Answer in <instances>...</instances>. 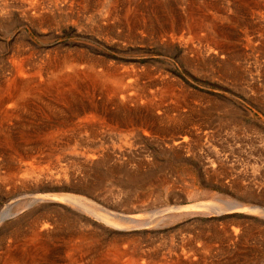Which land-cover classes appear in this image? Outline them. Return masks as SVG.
<instances>
[{
	"label": "rangeland",
	"instance_id": "rangeland-1",
	"mask_svg": "<svg viewBox=\"0 0 264 264\" xmlns=\"http://www.w3.org/2000/svg\"><path fill=\"white\" fill-rule=\"evenodd\" d=\"M18 1L7 0L6 3L10 4V6H9L10 8L8 7L9 12H6L7 14L6 13H4V14L0 13V67H4V65L7 67H10L9 62L11 61L12 51L15 50L16 47H22V48H25L27 50V52L29 50V53L32 51L31 54L34 57H38V58H39V56L44 55V54H47V55L51 54V55H56V56L57 55L63 56L66 54L80 56L81 54H84L85 56L81 55L80 57L81 58L83 57V58H86L89 60H91V59L95 60V57H96L97 58L95 60L96 65L94 67L98 72L103 71L104 67H108L110 70L116 69L115 71H117V74L113 75V77H112V76L106 75L105 72H104V74H103V72H101V74H103V75H101V78L91 79L89 77L88 78L83 77V78H80L81 81H78L79 83L78 82L74 83L73 88L70 86V88L73 90V92H74V89H75V91L78 92V93L76 92L77 94L74 93V95L72 96V98H74L75 100L77 99L78 101L76 100L71 107L69 104H67L65 107H62L61 110H58L59 112H57L56 110L54 112H52L53 109H50V110H52V111H50L51 114H53L55 116L57 115V118L59 117L60 121L59 120H57V121H59L58 123H60V124L55 123L54 122L55 119H53V118L51 119L53 122L50 121L49 119H48V121H46L47 120L45 117L46 111H43L42 113H40L41 114L40 117L35 118L36 120L32 119V121H35V122H37V124H39L38 128H40V129L35 132V134L37 136H42V135L46 136V135H50V134H57L60 137V141L57 142V145H55V146L59 147V149H60L59 151H56L53 149L48 150L47 145L42 146L40 143H36L38 145H41L42 148L45 147L42 149L43 151H45L47 149L44 152L45 155H47V156H45L47 159L44 158V161L39 162V163L34 162V164L38 165V167L40 168L39 172H41L42 175L46 174L45 176L51 175L53 177L56 176V174H59V176L65 175V176H67V177H65V178H67V180H66L67 182L64 181V178H63L59 185L57 183H55V184H53L52 188H43L41 186L36 187V186H33L32 184H28V183H26V184L23 183V185H25V186H23L21 184V182L20 183L18 182L20 180H17L18 183L17 182L14 183V185H13L14 188H13V186L11 185L13 183L10 184V183L4 182L6 184L5 185L4 183H2L0 181V211H1L0 215L1 216L3 215L0 218V236H3V235L6 236L7 234L9 235L10 234L9 232H11V231H9L10 228L14 229L18 223L22 224L24 222V219L26 217H28V216H24V214H23L24 212L28 211L27 209H33L34 208V210H33L34 213L36 211L38 212L41 210L42 211L45 210L44 212H48L47 210L51 211V209H52V211H53V209L55 210L56 207L63 206V208L60 211L69 212V209L71 207L70 205H61L58 202H48V200L42 199L41 205H38V204H32L31 206L30 205H24L20 209L21 204H25V202H26V204H28L31 202L32 197L30 195L28 196L27 194L32 195V193H34V192H42V191H50L51 193H62V192H70L71 194L81 193L80 190L82 191V188L80 186V182H83L84 180L90 181L91 179L94 180L93 182H98L97 180H95V179H98L99 185H101L98 187L99 193L100 194L102 193V195H100L99 197L101 198V196H103L104 200L101 202H98L99 206H101V207L111 206L110 207L111 210H114L117 213H120V212L128 213V211L131 210L132 208H130V206L128 207V203H124L126 205L125 206L121 202V199L123 198L124 195L126 197V194L121 193L120 198H118L119 199V201H118V199H116V196L114 195V193L111 192L112 189L110 190V188H113L117 184L124 182L126 184V186H130V188L133 191L143 190L144 188L140 187L141 178L143 181V180H145L144 179L145 175H146V177L147 176L152 177L155 173L156 174L158 173V174L157 175L155 174L153 176L154 178L164 176L165 178H167V180L170 179V180H168V183H170V187H171V188L169 187L170 189L168 188L167 190H165V189H162L163 187H160V185L153 183L149 187L150 189L148 188V190L150 192H152L148 197L149 201H151V203H152V201H154L153 204L158 205L155 208L160 207V206H167V205H177V206L179 205L180 207H185L187 205H191V204H194L196 202H205V201L209 200L210 198H214V196H216V195H225V196L227 195V197L234 199L236 201V205L239 207H241L243 205H249V203H256V202L257 203L263 202V204H264V197H263L264 196V194H263V192H264V149H263V147H264V103H263V101H264V88H263L264 85H262V84H264V77H263L264 76V73H263L264 72V69H263L264 68V52H263L264 51V44H263L264 43V36H263L264 35V17H263L264 16V6L260 5V3L264 2V0H261V1L260 0H248V1L247 0H235L237 2V4L234 0H217V1L216 0L215 1L214 0H169V2H168V0L167 1L166 0H162V1L161 0H144V1L142 0V2H141V0H137L136 2H135V0L134 1L131 0L132 2L130 0H118L117 2H116V0H104V1H102V0H95V1L94 0H84V1L83 0H70V1H73L72 5L70 7L66 6L65 4L63 6H60L58 4L55 5L54 1L50 0L51 5H49V6L51 9L48 10L45 7V10H47V12H46V14L43 15V17L40 20L33 18V17H31V15H28V14L22 15L21 12L19 11V8H16L13 5V3H15V4L22 3V1H20V0H18ZM28 1L29 0H23V3L25 2V5L28 6L29 5ZM32 1H35V3L36 2L41 3L42 0H32ZM112 1H114V2H112ZM212 1H214L217 6L215 4H213L214 2H212ZM238 1H240L241 4ZM242 1H243V3H242ZM42 2L47 3L46 0H43ZM74 2H76V3H74ZM90 2H92V3H90ZM140 2L142 4L144 3L145 6L142 5ZM121 3L123 6L121 5ZM124 3L126 4L125 6H124ZM118 4H119V6H118ZM132 4H134V5H132ZM183 4H184V7H183ZM128 5H129V9L127 11L126 8L128 7ZM136 5H138L139 7ZM198 5H199V7H198ZM211 5H212V7H211ZM243 5H244V8H242ZM80 6H81V8H80ZM151 6H153V7H151ZM162 6H164V7H162ZM78 7L80 9H78ZM92 7H94V8L92 9ZM111 7H114V8H111ZM132 7H134L136 10ZM141 7H142V9H141ZM145 7H146V9H145ZM231 7H232V9H231ZM12 8L14 11L12 10ZM87 8H89V9H87ZM115 8H118V9H115ZM119 8H120V10H119ZM138 8H139V10H138ZM147 8H149V9H147ZM175 8H177V9H175ZM178 8H180V9H178ZM193 8H195L194 12L192 11ZM219 8H220V10H219ZM131 9H133V10H131ZM174 9H175V11H174ZM236 9H238V10L235 11ZM97 10H99V11H97ZM101 10H103V11H101ZM118 10H119V12H118ZM145 10H146V12H145ZM157 10L159 12H157ZM196 10H198V11H196ZM199 10H200V13H199ZM135 11L136 12L139 11V12L136 13ZM255 11H256V13H255ZM257 11H258V13H257ZM100 12H101V14H100ZM106 12H108V13H106ZM110 12H111V14H110ZM185 12L191 13L193 16H196V18L197 17H203V15H205L207 17V19L213 18L212 21H214V24H216L215 26L218 29H219V27L222 29L226 28V29H224L225 31L222 29L221 30L219 29V31L222 32L221 35L220 34L218 35L219 42L221 43V46H222L221 50H219L215 53H212V52L208 51L206 49V47L204 46L206 44L205 43L206 42V40H205L206 36H204V35H206L208 28H205L204 26H202V27L200 26L197 29H192V28H188L187 25L181 23V21H184L186 19V17L188 18V13L186 14ZM235 12H237V13H235ZM246 12H247V14H246ZM170 13H171V15H170ZM248 13H250V14H248ZM5 14H6V16H5ZM126 14H127V17H126ZM138 14L141 15L142 17L145 14H147L146 16H148V18L150 16L151 17H150V19H148L146 16H144L142 18V17H139ZM206 14H208L209 16ZM225 14H227V15H225ZM233 14H235V15L232 16ZM257 14H259V15H257ZM159 15H160V17H159ZM251 15H253L254 17ZM240 16H241V18H240ZM255 16H257V18ZM83 17H84V19H83ZM105 17H106V20L104 19ZM116 17L118 19V22H116V19H115ZM118 17L119 18L122 17L121 21L122 20L123 21L121 22ZM135 17H136V19H135ZM167 17H169V19L174 20V24L176 21L180 22V24H178L176 22V25L177 24L178 25L176 26L177 28L176 27L173 28V31L167 29V33L172 34L171 35L172 38L169 41H167L168 43H166V41L163 40L162 37H159L158 33L156 34V30L154 31V28L152 29V27H154V26L156 27L157 25H161L163 27V25H165V23H166L165 20L167 19ZM208 17H210V18H208ZM7 18H9V19L7 20ZM88 18H90V19H88ZM107 18L108 19L110 18L111 20L110 19L108 20ZM158 18L160 20H158ZM253 18H255V19H253ZM46 19H48V20H46ZM93 19H95V20H93ZM146 19H148V20H146ZM153 19H155V20H153ZM198 19L199 18H197V20ZM113 20L116 23L113 22ZM256 20H257V23H256ZM29 21H31V22H29ZM96 21H97V23H96ZM103 21H105V22L107 21V22L105 23ZM112 22H113V24H112ZM149 22H151V23H149ZM125 23H126V25H124ZM131 23H132V26L130 25ZM217 24H219V25L221 24V25L219 26ZM34 25H36V26H34ZM112 25H113V27H112ZM32 26H34V27H32ZM51 26H53V27H51ZM110 26H111V28H109ZM126 26H128V27H126ZM161 26H159V27H161ZM100 27H101V29H100ZM106 28H108V29H106ZM128 28H130V29H128ZM145 29H147L148 31L146 30V32H144ZM118 30L120 32L121 31L122 32L119 33ZM137 31L139 34L137 33ZM128 32L130 34H128ZM183 32L185 35L183 34ZM196 32H197V35H196ZM200 34H201V36H200ZM198 35L200 38L198 37ZM195 37H197L198 39ZM203 37H204V39H203ZM250 37H252V38H250ZM108 38L109 39L111 38V39L109 40ZM191 38H192V40H191ZM112 39H113V41H112ZM127 39H128V41H127ZM262 40H263V43L261 42ZM170 41H171V43H170ZM177 44L178 45L180 44V45L178 46ZM253 45L254 46L256 45V46L253 47ZM259 46L262 49L261 48L259 49ZM251 47H252V49H251ZM76 48H78V51ZM196 49H198L200 51L194 52V50H196ZM66 50H67V52H66ZM72 50H73V52H72ZM186 50H189V51H186ZM192 50H193V52H192ZM227 51H229V53ZM57 52H58V54H57ZM81 52H83V53H81ZM42 53H44V54H42ZM93 53H94V55H93ZM194 53H197L198 55L194 54ZM203 54L205 57L203 56ZM193 55H196V56H193ZM231 55H234V56H231ZM184 56H185V58H183ZM226 57H228V58H226ZM258 57L260 59H258ZM102 59L104 62L102 61ZM198 59H199V62H198ZM257 61H258V63H257ZM111 63H112L113 68L111 67ZM250 65H251V67H250ZM258 66H260L262 68H259ZM133 68H134V70H133ZM215 70L217 71V73L215 72ZM239 70H242L243 72L239 71ZM128 71L130 72V75H128V74L126 75V73ZM137 72H139V73H137ZM229 72L232 74H229ZM239 73H240V75H239ZM143 74H145V75H143ZM132 75H134V76H132ZM139 75H141L140 76L141 78L139 77ZM146 76H148V77L145 78ZM170 79H171V81H170ZM125 80H127V81L129 80V82H126ZM146 80L148 82H146ZM166 80H168V81H166ZM93 81H95V82H93ZM136 81H138V82H136ZM91 82H92V84H91ZM156 82H159V83H156ZM164 82H165V84H163ZM244 82H246V83L244 84ZM82 83H83V85L85 84L84 85L85 87L82 85ZM86 83H88V86L86 85ZM138 83H139V85H138ZM154 83H155V85H154ZM247 83H248V85H247ZM140 84H142V85H140ZM86 86L88 88H86ZM90 86H92V87L90 88ZM110 86H114L118 89H116L115 91L112 92L111 88H109ZM182 86H183V89H182ZM96 87H98V88H96ZM137 87H139V88L141 87L140 88L141 90ZM142 87H145V88H142ZM159 87H161V88H159ZM126 88H127V90H126ZM156 88H158V89H156ZM246 88H248L249 90ZM123 89H124V91H123ZM175 89H177L176 90L177 92L175 91ZM250 89L253 91H250ZM148 90L149 91L152 90V91H150V93H148ZM162 90H165L164 91L165 94L163 96L160 93H158V91H162ZM166 90H168V91H166ZM86 91L89 93H87ZM136 91H138V92H136ZM247 91H249V92H247ZM171 92H172V94H171ZM86 93H87V95H86ZM122 93L123 94L127 93L128 95L127 94L123 95ZM148 94L149 95L151 94V95L148 96ZM173 94H174V97L177 96L176 99L173 97ZM117 95H118V97H117ZM99 96H100V99L98 98ZM132 96H133V98H129ZM142 96L144 97V99L141 98ZM179 96H180V98H178ZM79 97L83 98V99H81V101H80ZM161 97H163V98H161ZM119 98L123 101L121 102ZM155 98H157V99H155ZM167 98H168V100H167ZM98 99L100 102L98 101ZM131 99H132V101H131ZM162 99H164V100H162ZM186 100H188V102ZM258 100H260V101H258ZM139 101L141 102V106H139L140 105ZM164 101H165L166 105H170V104L172 105L173 104L172 108L170 107L171 105L169 107H167L166 105L164 106V104H165ZM77 102H78V104H77ZM102 102L106 103V105H108V104L109 105L106 106ZM150 102L157 103L158 105H156V106H158V107L157 108L155 107L156 109L151 108ZM161 102H163V103H161ZM87 104H88V107L86 106ZM121 104H123V105H121ZM125 104L127 105L126 108L123 107V106H125ZM181 104L184 107L180 106ZM162 105H163V107H161ZM174 105H176V106H174ZM189 105H191V106H189ZM67 106H69V107H67ZM85 106H86V108H85ZM91 106H92L93 110H92V108H90ZM114 106H115V108H114ZM120 106H122V107H120ZM130 106H132V107H130ZM138 106H139V108H137ZM111 107H113V108H111ZM118 107H119V109H118ZM140 107H141V109H140ZM146 107H148V108H146ZM181 107H183V108H181ZM72 108H73V110H72ZM109 108H111V110ZM178 108L179 109L181 108V109L179 110ZM186 108H188V109H186ZM95 110H96V112H94ZM123 110H124V112H123ZM175 110H177V112ZM189 110H191V111H189ZM61 111H62V113H60ZM66 111H68V112H66ZM121 111H122V114H121ZM159 111H161V112L163 111L162 115L164 114L167 117H165V119H164V115L162 116ZM110 112H113V113H110ZM127 112L129 114H131L132 116L131 115L129 116V114ZM166 112L168 113V115ZM176 113H179V115ZM233 113H234V115H233ZM235 113H237V114H235ZM149 114H151V115L148 116ZM66 115L67 116L69 115L70 117L69 116L67 117ZM126 115H128L127 116L128 120L123 121L121 118H125ZM144 115H146L144 118L147 120V121L145 120L146 123L144 121L138 122V120L143 119ZM174 115H176L177 117ZM23 116H24V119L25 118H26V120L29 119V114L25 110L23 111ZM61 116H63V117H61ZM107 116H109V117H107ZM110 116H112L113 119L110 118ZM185 116H186V119H185ZM241 116H243V117H241ZM60 117L62 119H60ZM114 117H116V119H114ZM175 117H176V119H175ZM220 117H222V118H220ZM133 118H134V120H132ZM162 118H163V120H162ZM154 119H155V122H154ZM156 119L159 122L156 121ZM171 120H173V123ZM227 120H229V121H227ZM233 120L237 121L236 122L237 125H236V123L233 122ZM174 121L175 122L177 121V122L175 123ZM240 121L243 123H241ZM22 122H25V121H22ZM126 122H129V123H126ZM224 122H225V124H224ZM4 123L7 124L8 129L11 130V132L12 131L15 132L16 130H19V128H17V127L15 128V126L12 125L11 120L4 121ZM44 123H45V125H44ZM48 123L49 124L51 123V125H48ZM142 123H144V124H142ZM186 123H188V124H186ZM232 123H233V125H232ZM74 124L76 127L74 126ZM146 124H148V125H146ZM195 124H196V126H195ZM61 125L62 126L64 125V126L62 127ZM87 125H89V126H87ZM238 125H239V127H238ZM244 125H245V127H244ZM249 125H251L252 127ZM17 126H18V124H17ZM246 128H247V130H246ZM25 129L27 131L28 130L31 131L27 124L25 126H23L24 131H25ZM91 130H94V131H91ZM155 130H157V133ZM148 131L151 132L150 135H147ZM67 133H68V135H67ZM71 133L73 136L71 135ZM91 133H92V135H91ZM87 134H89V135H87ZM97 135H99V136H97ZM241 136L243 139L241 138ZM78 137H80V140H78L79 139ZM61 138H62L63 143L61 141ZM73 138L76 141H80L79 146L81 148L78 146L80 149H85V148L86 149L87 148L88 149H94V150H98L99 152H101L103 154L101 156H99L101 158H99L98 160H97V158L93 159L92 160L93 163L91 161H89L88 163H84L83 164L84 166L82 165V163L76 164V166H78V167H76L75 165H74L75 167L71 166V165L66 166V169L68 171L65 170V172H61L58 170L61 168H58V167L65 168V166H62V165L66 164V161L61 160L62 161L61 162L59 159H57L55 157L58 154H59L58 156L66 154V151L68 149L66 145L68 144V141L70 139H73ZM169 138H171L170 141H169ZM179 138H184V139L186 138V139L182 142V145H180V146L174 145L173 146L171 142L175 141L174 139L177 140ZM238 138L240 139L239 141H238ZM32 139L33 138H31V140ZM95 139H96V141L94 142ZM65 140L67 141L66 145H64ZM81 140L83 143H81ZM90 142H92L91 145H90ZM127 142L130 143L131 149H132V150H130L131 152H129L130 154L127 153L128 156L123 155V156L115 157V156L107 153V152L112 150V148L110 149V147H114V145L115 146H120V145L124 146L123 144L127 143ZM169 142L171 143L172 146L170 145ZM36 144L34 142L25 143V145H23L24 147L22 149H19L18 151H16L17 154L13 155L14 156L13 160H9L8 163L14 165L13 161L15 163L17 162L18 164L17 165L15 164L14 169L17 166L19 167L20 170L22 168H24L25 165L27 164V161H29V159H26V157L23 154L24 153L23 151L28 150L30 153L32 152V154H34V152L37 150ZM252 144L254 147H252ZM254 144H256L257 146ZM236 146H238V147L240 146V148H237ZM63 147H64V149H63ZM97 148H99V149H97ZM34 149H35V151H34ZM242 149H243V151H241ZM252 149L253 150L255 149V151L253 152ZM100 150H102V151H100ZM248 150L251 152L248 153ZM60 152H62V153H60ZM242 153H244V154H242ZM105 155H107V156H105ZM102 156H105V157L102 158ZM108 156L111 158L109 159ZM112 156L116 159H114ZM247 156L249 158H247ZM243 157H244V159H243ZM52 158L53 159L55 158L54 161ZM105 158H106V160H104ZM2 160H4V159H2ZM115 160H117V161H115ZM0 162H1V160H0ZM4 162H6V163H4ZM4 162L2 161V164H5V165H2L0 163V166L1 165L3 166V167L2 166L0 167V172H2V173L7 171V169H6L7 161L4 160ZM20 162H21V164H20ZM90 162L92 165L90 164ZM58 163H60V164H58ZM107 163L108 164L111 163V164L108 165ZM97 164H98V166H94ZM136 164H138V165H136ZM113 165H114V167H113ZM103 166L106 170L103 168ZM109 166H110V168H109ZM124 166H125V169H124ZM91 167H92V169H91ZM68 168H70V169L73 168L71 170V172L73 171L74 173L73 172L69 173L70 169H68ZM54 169H55V171H54ZM88 169H90V170H88ZM119 169H121L122 173L119 171ZM145 170H146V172H145ZM130 171H131V173H130ZM140 171H141V173H140ZM148 171L150 172V174L148 173ZM16 172H17V174L21 173V171L18 172L17 170H16ZM47 172L49 173V175ZM50 172H51V174H50ZM117 172H118V174L116 175ZM134 172H136V173H134ZM53 173H55V174H53ZM94 173H96V177H95ZM143 173H144V175H143ZM152 173H154V174H152ZM104 174H106V175H104ZM126 174H130V175L134 174V176L135 175L138 176L137 178L140 179V180H138L139 182L134 181V183H133L131 181H127ZM81 176H82V179L80 178ZM98 176H99V178H98ZM68 177H70V179ZM122 177H123V179H122ZM71 179L72 180L74 179V181L76 183L74 181H71ZM79 179H80V181H79ZM63 181L66 182V184ZM77 181H78V183H77ZM100 181H102V182H100ZM129 182H131V183H129ZM70 183H71V185H69ZM191 183H194V185L197 186L198 192L196 194L197 196L188 198V196L186 195V190H187V188H189ZM1 184H2V186H1ZM19 184L22 186H20ZM113 185H115V186H113ZM145 186H147V185H145ZM10 187H12V188H10ZM21 187H22V189H20ZM23 187H24V189H23ZM61 187H62V189H61ZM136 187L137 188L140 187V188L137 189ZM185 187H186V189H185ZM2 188L3 189L5 188L6 191L2 190ZM7 189H9V190H7ZM107 189L110 190V192ZM199 189H200V191H199ZM24 190H26V191H24ZM164 190L166 193L164 192ZM7 193L8 194L10 193V194L8 195ZM136 193H138V192H136ZM5 195L8 197L5 198L6 197ZM261 195H262V197H261ZM253 196H256V197H253ZM199 197H201V198H199ZM112 199H113V201L116 199V201L113 202L116 205L112 203ZM221 199H223V197ZM259 201H261V202H259ZM146 205H148V203L144 204V206L140 207L139 209L133 210L132 212L133 213H140V212L145 211V210L150 211V209L152 207L148 208L150 206L149 205L146 206ZM16 207H17V209H16ZM1 208H3V209H1ZM142 208H143V210H142ZM11 209H12V211L15 210V213H12V214L9 213L11 211ZM5 211H7V212H5ZM200 211L201 210H196L194 212H185L184 214L179 215L177 212H175V210H172V211H169L168 213H166L167 216L164 215V217H163V215H162V216H160L161 217L160 219L157 218L155 225H150V224L149 225H145V224L130 225L131 228H129L128 232L134 233L133 235L135 236V238H137L136 241H138V244L140 243L138 246L141 247V249L142 248L144 249L147 246H149V247L153 246V247L157 248V250L159 252H161V251L166 252L167 249L171 245L178 248V244H180L179 240L181 239V237L188 235L187 233L192 234L191 232L194 229H196V230H194L193 232H196L198 230L199 226L212 225L213 223L219 224V222L224 221L226 218H227V220L230 219L229 215H228L229 217H226V218L224 217L226 214L218 215L217 213H214L212 211H210V212L206 211L207 213L202 212V211L200 212ZM230 215L233 217V220L235 219L236 221H239L238 222L239 227L242 230H244V229H245V231L248 230L247 231L248 233H249V231L256 232L255 230H252L251 227L255 226L254 222H257L256 221L257 219L262 220L261 218H259L260 216L258 214L247 213L243 210H240L237 212H231ZM168 216H169V218H168ZM53 218H56V217H53ZM20 219H22V220L20 221ZM250 220H252L253 222ZM93 221L90 223V226L92 228H94L95 230H98V232H99V236H97L96 237L97 239L93 241L94 245L97 242H100V244H101V242L103 243L105 241V239L109 238V236H112L109 234L115 233L116 231L122 232V231L117 230V229H112V228L108 229L107 227L105 228L104 226L101 225L100 222H97V220H93ZM262 221H264V220H262ZM240 223H241V225H240ZM246 223H248V224L245 225ZM92 224H93V226H92ZM240 228H239V230H237V233L240 235L237 234L234 239H231L232 240L231 242H230V240H225V242L222 241L221 245H223V246H222V249L220 250V252L218 254V257H219L221 263L227 264V262L229 260L234 259L235 262L231 261L232 264H242V263L245 264V263H249V261H250V263H253V264L256 263L257 261L258 262L256 264H264V251H263L264 250V233L263 234L261 233L262 237H260L258 235V237L254 236V237L250 238V237H246L244 234H241ZM6 231H8V232H6ZM100 233H102V234H100ZM104 235H105V237H104ZM241 237H243V238L241 239ZM246 238H248V240ZM48 241L49 240L46 239V242H48ZM174 244H176V245H174ZM166 247H168V248H166ZM101 249H103V247ZM89 251H90V253H88V255L90 256L91 253L93 252V250L92 251L89 250ZM222 251H223V253H222ZM208 258H210V256ZM239 259H240V261H239ZM254 259L257 261H254ZM251 260H253V261H251ZM260 260H262V261H260ZM104 261L106 264H111V263L115 264L114 262L110 261L109 259H104Z\"/></svg>",
	"mask_w": 264,
	"mask_h": 264
},
{
	"label": "bare ground",
	"instance_id": "bare-ground-1",
	"mask_svg": "<svg viewBox=\"0 0 264 264\" xmlns=\"http://www.w3.org/2000/svg\"><path fill=\"white\" fill-rule=\"evenodd\" d=\"M7 0H0V13H6L9 12L8 11V7L10 6V4L6 3ZM18 1V0H16ZM19 4H15L13 3V5L16 8H19V11L21 12L22 15L24 14H28L31 15V17L36 18V19H41L43 17L44 14H46L47 10H45V7L49 10L51 9L49 5H51V1L50 0H46L47 3L45 2H36L29 0L28 1V6L25 5V2ZM54 4H58L60 6H63L64 4L68 7H70L72 5L73 1H68V0H53ZM84 1V0H83ZM95 1V0H94ZM104 1V0H102ZM118 0H116L117 2ZM131 1V0H130ZM134 1V0H133ZM137 0H135L136 2ZM144 1V0H143ZM162 1V0H161ZM167 1V0H166ZM215 1V0H214ZM212 1V2H214ZM217 1V0H216ZM235 1V0H234ZM248 1V0H247ZM261 1V0H260ZM15 2V1H14ZM19 2V1H18ZM97 2V1H96ZM114 2V1H112ZM125 2V1H124ZM132 2V1H131ZM142 2V0H141ZM140 2V3H141ZM165 2V1H164ZM169 2V0H168ZM189 2V1H188ZM211 2V3H212ZM236 2V1H235ZM240 3V1H238ZM76 3V2H74ZM82 3V2H81ZM80 3V4H81ZM92 3V2H90ZM95 3V2H94ZM100 3V2H99ZM167 3V2H166ZM176 3V2H175ZM184 3V2H183ZM206 3V2H205ZM225 3V2H224ZM238 3V4H239ZM243 3V1H242ZM256 3V2H255ZM79 4V3H78ZM142 4V3H141ZM140 4V5H141ZM154 4V3H153ZM173 4V3H172ZM171 4V5H172ZM185 4V3H184ZM183 4V7H184ZM215 4V2L213 3ZM218 4V3H217ZM235 4V3H234ZM233 4V5H234ZM237 4V2H236ZM241 4V3H240ZM239 4V5H240ZM259 4V3H258ZM110 5V4H109ZM122 5V3H121ZM126 4L124 3V6ZM130 5V4H129ZM129 5L126 8V10L128 11L129 9ZM134 5V4H132ZM139 5V4H138ZM136 5V6H138ZM144 5V3L142 4ZM141 5V6H142ZM147 5V4H146ZM158 5V4H157ZM205 5V4H204ZM216 5V4H215ZM250 5V4H249ZM256 5V4H255ZM261 6H264V2L260 3ZM92 6V5H91ZM98 6V5H97ZM113 6V5H112ZM119 6V4H118ZM123 6V5H122ZM135 6V7H136ZM145 6V5H144ZM194 6V5H193ZM201 6V5H200ZM206 6V5H205ZM210 6V5H209ZM217 6V5H216ZM238 6V5H237ZM254 6V5H253ZM56 7V6H55ZM95 7V6H94ZM92 7V9L94 8ZM103 7V6H102ZM139 7V6H138ZM153 7V6H151ZM164 7V6H162ZM199 7V5H198ZM212 7V5H211ZM214 7V6H213ZM242 7V6H241ZM246 7V6H245ZM10 8V7H9ZM77 8V7H76ZM81 8V6H80ZM78 7V9H80ZM114 8V7H111ZM123 8V7H122ZM131 8V7H130ZM134 8V7H132ZM157 8V7H156ZM167 8V7H166ZM173 8V7H172ZM197 8V7H196ZM215 8V7H214ZM225 8V7H224ZM229 8V7H228ZM236 8V7H235ZM239 8V7H238ZM244 8V5L243 7ZM53 9V8H52ZM56 9V8H55ZM66 9V8H65ZM89 9V8H87ZM109 9V8H108ZM118 9V8H115ZM135 9V8H134ZM142 9V7H141ZM146 9V7H145ZM149 9V8H147ZM154 9V8H153ZM165 9V8H164ZM169 9V8H168ZM177 9V8H175ZM174 9V11H175ZM180 9V8H178ZM193 8V12H194ZM202 9V8H201ZM200 9V10H201ZM232 9V7H231ZM260 9V8H259ZM10 10V9H9ZM13 10V8H12ZM69 10V9H68ZM95 10V9H94ZM113 10V9H112ZM120 10V8H119ZM118 10V12H119ZM133 10V9H131ZM136 10V9H135ZM139 10V8H138ZM152 10V9H151ZM173 10V9H172ZM187 10V9H186ZM191 10V9H190ZM199 10V13H200ZM216 10V9H215ZM220 10V8H219ZM238 9H236L235 11H237ZM11 11V10H10ZM14 11V10H13ZM51 11V10H50ZM99 11V10H97ZM103 11V10H101ZM142 11V10H141ZM150 11V10H149ZM165 11V10H164ZM177 11V10H176ZM184 11V10H183ZM198 11V10H196ZM222 11V10H221ZM232 11V10H231ZM245 11V10H244ZM71 12V11H70ZM88 12V11H87ZM117 12V13H118ZM125 12V11H124ZM136 12V11H135ZM134 12V13H135ZM139 12V11H138ZM136 12V13H138ZM146 12V10H145ZM157 12H159L157 10ZM170 12V11H169ZM190 12V11H189ZM225 12V11H224ZM239 12V11H238ZM17 13V12H16ZM30 13V14H29ZM55 13V12H54ZM108 13V12H106ZM133 13V12H132ZM142 13V12H141ZM166 13V12H165ZM186 13V12H185ZM188 13V12H187ZM186 13V14H187ZM237 13V12H235ZM241 13V12H240ZM239 13V14H240ZM256 13V11H255ZM258 13V11H257ZM262 13V12H261ZM7 14V13H6ZM5 14V16H6ZM48 14V13H47ZM51 14V13H50ZM56 14V13H55ZM77 14V13H76ZM87 14V13H86ZM97 14V13H96ZM101 14V12H100ZM99 14V15H100ZM103 14V13H102ZM111 14V12H110ZM119 14V13H118ZM144 14V13H143ZM168 14V13H167ZM247 14V12H246ZM245 14V15H246ZM250 14V13H248ZM252 14V13H251ZM75 15V14H74ZM98 15V14H97ZM96 15V16H97ZM115 15V14H114ZM123 15V14H122ZM136 15V14H135ZM139 15V14H138ZM147 14H145L144 16H146ZM156 15V14H155ZM166 15V14H165ZM171 15V13H170ZM201 15V14H200ZM203 15V14H202ZM208 15V14H206ZM227 15V14H225ZM230 15V14H229ZM235 14H233L232 16H234ZM244 15V16H245ZM259 15V14H257ZM262 15V14H261ZM4 16V15H3ZM80 16V15H79ZM120 16V15H119ZM143 16V17H144ZM162 16V15H161ZM209 16V15H208ZM243 16V17H244ZM253 16V15H251ZM30 17V16H29ZM50 17V16H49ZM66 17V16H65ZM77 17V16H76ZM127 17V14H126ZM130 17V16H129ZM139 17H142L141 15H139ZM142 17V18H143ZM148 18V16H146ZM145 17V18H146ZM151 17V16H150ZM150 17L148 19H150ZM160 17V15H159ZM215 17V16H214ZM238 17V16H237ZM248 17V16H247ZM254 17V16H253ZM257 18V16H255ZM264 17V16H263ZM19 18V17H18ZM61 18V17H60ZM100 18V17H99ZM119 18V17H118ZM122 18V17H121ZM121 18L120 21H121ZM133 18V17H132ZM144 18V19H145ZM184 18V17H183ZM197 18H199L197 20ZM193 16L191 13H188V18L186 17V19L184 21H181V23L187 25L188 28H192V29H197L200 26H204L205 28H208V31L206 33V44L204 45L206 47V49L212 53H215L219 50H221V43L219 42V37L218 35L222 32L219 31V29L221 30L222 28L219 27V29L215 26L216 24H214V21H212V19L210 17V19H207V17L205 15H203V17H197ZM230 18V17H229ZM233 18V17H232ZM241 18V16H240ZM9 18H7L8 20ZM80 19V18H79ZM84 19V17H83ZM87 19V18H86ZM90 19V18H88ZM101 19V18H100ZM106 20V17L104 18ZM103 19V20H104ZM108 19V18H107ZM110 19V18H109ZM108 19V20H109ZM116 22H118L117 17L115 18ZM134 19V18H133ZM136 19V17H135ZM146 19V20H148ZM166 19V18H165ZM238 19V18H237ZM243 19V18H242ZM255 19V18H253ZM43 20V19H42ZM48 20V19H46ZM95 20V19H93ZM97 20V19H96ZM111 20V19H110ZM143 20V19H142ZM155 20V19H153ZM158 20H160L158 18ZM163 20V19H162ZM251 20V19H250ZM24 21V20H23ZM26 21V20H25ZM35 21V20H34ZM50 21V20H49ZM65 21V20H64ZM100 21V20H99ZM119 21V22H120ZM123 21V20H122ZM121 21V22H122ZM127 21V20H126ZM136 21V20H135ZM141 21V20H140ZM139 21V22H140ZM144 21V20H143ZM245 21V20H244ZM252 21V20H251ZM260 21V20H259ZM27 22V21H26ZM31 22V21H29ZM51 22V21H50ZM58 22V21H57ZM88 22V21H87ZM90 22V21H89ZM105 22V21H103ZM107 22V21H106ZM105 22V23H106ZM113 22H115L113 20ZM112 22V24H113ZM115 22V23H116ZM132 22V21H131ZM163 22V21H162ZM165 25H163V27L161 25H157L156 27H152V29L154 28V31L156 30V34L158 33L159 37H162L163 40L166 41V43H168L167 41H169L172 38V34L167 33V29L172 30L173 28L176 27L178 24H180V22H177L178 24L176 25V22L174 24V20L169 19V17H167V19L165 20ZM255 22V21H254ZM59 23V22H58ZM63 23V22H62ZM97 23V21H96ZM110 23V22H109ZM108 23V24H109ZM114 23V24H115ZM144 23V22H143ZM151 23V22H149ZM154 23V22H153ZM257 23V20H256ZM31 24V23H30ZM36 24V23H35ZM55 24V23H54ZM65 24V23H64ZM91 24V23H90ZM107 24V25H108ZM121 24V23H120ZM129 24V23H128ZM260 24V23H259ZM41 25V24H40ZM43 25V24H42ZM123 25V24H122ZM126 25V23L124 24ZM132 26V23L130 24ZM129 25V26H130ZM151 25V24H150ZM219 25V24H217ZM221 25V24H220ZM219 25V26H220ZM261 25V24H260ZM28 26V25H27ZM36 26V25H34ZM32 26V27H34ZM48 26V25H47ZM59 26V25H58ZM92 26V25H91ZM117 26V25H116ZM139 26V25H138ZM161 26V27H159ZM184 26V25H183ZM31 27V26H30ZM53 27V26H51ZM113 27V25H112ZM128 27V26H126ZM143 27V26H142ZM182 27V26H181ZM233 27V26H232ZM94 28V27H93ZM99 28V27H98ZM111 28V26L109 27ZM118 28V27H117ZM123 28V27H122ZM138 28V27H137ZM146 28V27H145ZM148 28V27H147ZM177 28V27H176ZM101 29V27H100ZM108 29V28H106ZM130 29V28H128ZM151 29V30H152ZM204 29V28H203ZM226 29V28H224ZM222 29V30H224ZM51 30V29H50ZM126 30V29H125ZM137 30V29H136ZM147 29H145L144 32H146ZM238 30V29H237ZM104 31V30H103ZM130 31V30H129ZM135 31V30H134ZM148 31V30H147ZM176 31V30H175ZM185 31V30H184ZM204 31V30H203ZM225 31V30H224ZM228 31V30H227ZM119 33H121L118 30ZM133 33V32H132ZM138 33V31H137ZM154 33V32H153ZM174 33V32H173ZM181 33V32H180ZM199 33V32H198ZM128 34H130L128 32ZM127 34V35H128ZM139 34V33H138ZM178 34V33H177ZM184 34V32H183ZM117 35V34H116ZM121 35V34H120ZM147 35V34H146ZM153 35V34H152ZM151 35V36H152ZM185 35V34H184ZM197 35V32H196ZM195 35V36H196ZM223 35V34H222ZM118 36V35H117ZM136 36V35H135ZM150 36V35H149ZM179 36V35H178ZM201 36V34H200ZM264 36V35H263ZM154 37V36H153ZM189 37V36H188ZM194 37V36H193ZM199 37V35H198ZM225 37V36H224ZM227 37V36H226ZM255 37V36H254ZM157 38V37H156ZM197 38V37H195ZM200 38V37H199ZM252 38V37H250ZM109 39V38H108ZM111 39V38H110ZM109 39V40H110ZM133 39V38H132ZM176 39V38H175ZM194 39V38H193ZM198 39V38H197ZM204 39V37H203ZM116 40V39H115ZM120 40V39H119ZM178 40V39H177ZM192 40V38H191ZM259 40V39H258ZM261 40V39H260ZM113 41V39H112ZM121 41V40H120ZM128 41V39H127ZM173 41V40H172ZM188 41V40H187ZM252 41V40H251ZM107 42V41H106ZM122 42V41H121ZM194 42V41H193ZM222 42V41H221ZM263 43V40L261 41ZM110 43V42H109ZM128 43V42H127ZM171 43V41H170ZM180 43V42H179ZM200 43V42H199ZM203 43V42H202ZM22 44V43H21ZM176 44V43H175ZM195 44V43H194ZM264 44V43H263ZM262 44V45H263ZM20 45V44H19ZM167 45V44H166ZM178 45V44H177ZM180 45V44H179ZM178 45V46H179ZM249 45V44H248ZM224 46V45H223ZM233 46V45H232ZM256 46V45H255ZM253 45V47H255ZM258 46V45H257ZM261 46V45H260ZM259 46V49L261 48ZM173 47V46H172ZM192 47V46H191ZM258 48V47H257ZM78 51V48H76ZM189 49V48H188ZM193 49V48H192ZM201 49V48H200ZM226 49V48H225ZM252 49V47H251ZM262 49V48H261ZM75 50V49H74ZM185 50V49H184ZM257 50V49H256ZM255 50V51H256ZM43 51V50H42ZM86 51V50H85ZM189 51V50H186ZM200 50L196 49L194 50V52H198ZM259 51V50H258ZM32 52V51H31ZM31 52L29 53V50L27 52V50L25 48L22 47H16L15 50L12 51V55H11V61L10 63V67H7L4 65V67H0V160H1V164L2 161L4 162L7 161V171L2 173L0 172V181L2 183H13L11 184L12 186L14 185V183L17 182V180L19 183L21 182V184L23 185V183H28V184H32L33 186H41L43 188H52L53 184L57 183L58 185L60 184V182L62 181V179L64 178V181L67 180V176L63 175V176H59V174H56V176H45L46 174H41V172H39V167L38 165H35L34 162H42L44 161V158L47 159L45 156V151H43L42 149L45 148L42 146L43 145H47L48 146V150H56L59 151V147L55 146L57 145V142L60 141V137L57 134H50V135H46V136H37L35 134V132L37 130H39L40 128H38L39 124H37V122L32 121V119L34 120L37 117H40V113H42L43 111H46L45 117H46V121H48V119L50 121H52L51 119H55L54 122L58 123L59 117L57 118V115H53L50 113V109H53L52 112H54L55 110L57 112H59L58 110H61L62 107H65L67 104L70 105V107L73 105V103L77 100H75L74 98H72V96L74 95V93H76L77 91L74 92L73 90L70 88V86L73 88L74 83L81 81L80 78L83 77H89L91 79H96V78H101V75L105 74L112 76L117 74V71L115 70H110L108 67H104L103 74H101V72L97 71L95 69V65H96V57L95 60L91 59H86V58H81V54L80 56L78 55H70V54H66L63 56H56V55H41L38 57H34ZM47 52V51H46ZM50 52V51H49ZM67 52V50H66ZM65 52V53H66ZM71 52V51H70ZM73 52V50H72ZM87 52V51H86ZM193 52V50H192ZM229 53V51H227ZM262 52V51H261ZM264 52V51H263ZM48 53V52H47ZM51 53V52H50ZM83 53V52H81ZM38 54V53H37ZM58 54V52H57ZM72 54V53H71ZM79 54V53H78ZM190 54V53H189ZM192 54V53H191ZM197 54V53H194ZM210 54V53H209ZM241 54V53H240ZM253 54V53H252ZM94 55V53H93ZM188 55V54H187ZM198 55V54H197ZM228 55V54H227ZM85 56V55H84ZM90 56V55H89ZM196 56V55H193ZM204 56V54H203ZM209 56V55H208ZM234 56V55H231ZM94 57V56H93ZM205 57V56H204ZM229 57V56H228ZM226 57V58H228ZM91 58V57H90ZM185 58V56L183 57ZM207 58V57H206ZM258 59H260L258 57ZM185 60V59H184ZM192 60V59H191ZM210 60V59H209ZM103 61V59H102ZM208 61V60H207ZM226 61V60H225ZM2 62V61H1ZM104 62V61H103ZM109 62V61H108ZM199 62V59H198ZM8 63V64H9ZM186 63V62H185ZM251 63V62H250ZM249 63V64H250ZM255 63V62H254ZM258 63V61H257ZM6 64V63H5ZM98 64V63H97ZM108 64V63H107ZM114 64V63H113ZM187 64V63H186ZM195 64V63H194ZM228 64V63H227ZM231 64V63H230ZM237 64V63H236ZM119 65V64H118ZM189 65V64H188ZM207 65V64H206ZM259 65V64H258ZM262 65V64H261ZM101 66V65H100ZM107 66V65H106ZM102 67V66H101ZM111 67H112V63H111ZM117 67V66H116ZM238 67V66H237ZM251 67V65H250ZM259 68H262L260 66H258ZM113 68V67H112ZM222 68V67H221ZM236 68V67H235ZM240 68V67H239ZM247 68V67H246ZM249 68V67H248ZM128 69V68H127ZM130 69V68H129ZM146 69V68H145ZM258 69V68H257ZM264 69V68H263ZM134 70V68H133ZM219 70V69H218ZM126 71V70H125ZM157 71V70H156ZM220 71V70H219ZM242 71V70H239ZM254 71V70H253ZM260 71V70H259ZM151 72V71H150ZM163 72V71H162ZM215 72L217 73V71L215 70ZM222 72V71H221ZM243 72V71H242ZM257 72V71H256ZM139 73V72H137ZM226 73V72H225ZM246 73V72H245ZM248 73V72H247ZM264 73V72H263ZM125 74V73H124ZM130 75V72L128 71L126 73V75ZM167 74V73H166ZM229 74H232L229 72ZM136 75V74H135ZM142 75V74H141ZM139 75V77L141 76ZM145 75V74H143ZM149 75V74H148ZM169 75V74H168ZM220 75V74H219ZM234 75V74H233ZM240 75V73H239ZM256 75V74H255ZM108 76V77H109ZM118 76V75H117ZM123 76V75H122ZM134 76V75H132ZM138 76V75H137ZM156 76V75H155ZM230 76V75H229ZM232 76V75H231ZM237 76V75H236ZM252 76V75H251ZM257 76V75H256ZM259 76V75H258ZM130 77V76H129ZM148 76H146L145 78H147ZM220 77V76H219ZM238 77V76H237ZM236 77V78H237ZM262 77V76H261ZM264 77V76H263ZM116 78V77H115ZM134 78V77H133ZM141 78V77H140ZM156 78V77H155ZM222 78V77H221ZM228 78V77H227ZM233 78V77H232ZM242 78V77H241ZM248 78V77H247ZM257 78V77H256ZM122 79V78H121ZM137 79V78H136ZM231 79V78H230ZM259 79V78H258ZM86 80V79H85ZM102 80V79H101ZM115 80V79H114ZM133 80V79H132ZM141 80V79H140ZM169 80V79H168ZM166 80V81H168ZM100 81V80H99ZM126 82H129V80H125ZM152 81V80H151ZM171 81V79H170ZM85 82V81H84ZM95 82V81H93ZM138 82V81H136ZM141 82V81H140ZM139 82V83H140ZM146 82H148L146 80ZM154 82V81H153ZM161 82V81H160ZM175 82V81H174ZM224 82V81H223ZM240 82V81H239ZM254 82V81H253ZM79 83V82H78ZM138 83V85H139ZM142 83V82H141ZM151 83V82H150ZM159 83V82H156ZM173 83V82H172ZM246 82H244L245 84ZM249 83V82H248ZM247 83V85H248ZM92 84V82H91ZM90 84V85H91ZM108 84V83H107ZM106 84V85H107ZM133 84V83H132ZM152 84V83H151ZM162 84V83H161ZM165 84V82L163 83ZM178 84V83H177ZM83 85V83H82ZM85 85V84H84ZM83 85V86H84ZM86 85L88 86V83H86ZM94 85V84H93ZM110 85V84H109ZM137 85V84H136ZM135 85V86H136ZM142 85V84H140ZM155 85V83H154ZM160 85V84H159ZM257 85V84H256ZM264 85V84H262ZM69 86V87H68ZM86 86V88H88ZM100 86V85H99ZM116 86V85H115ZM133 86V85H132ZM134 86V87H135ZM161 86V85H160ZM164 86V85H163ZM243 86V85H242ZM85 87V86H84ZM92 86H90L91 88ZM127 87V86H126ZM133 87V88H134ZM162 87V86H161ZM159 87V88H161ZM171 87V86H170ZM262 87V86H261ZM98 88V87H96ZM106 88V87H105ZM104 88V89H105ZM108 88V87H107ZM109 88H111L112 92L115 91L116 87L114 86H110ZM129 88V87H128ZM139 88V87H137ZM141 88V87H140ZM139 88V89H140ZM145 88V87H142ZM163 88V87H162ZM167 88V87H166ZM181 88V87H180ZM264 88V87H263ZM81 89V88H80ZM85 89V88H84ZM158 89V88H156ZM155 89V90H156ZM183 89V86H182ZM186 89V88H185ZM248 89V88H246ZM86 90V89H85ZM92 90V89H91ZM103 90V89H102ZM127 90V88H126ZM133 90V89H132ZM141 90V89H140ZM145 90V89H144ZM177 89H175L176 91ZM240 90V89H239ZM249 90V89H248ZM110 91V90H109ZM118 91V90H117ZM116 91V92H117ZM124 91V89H123ZM131 91V90H130ZM152 91V90H150ZM150 91L148 90V93H150ZM165 90L162 91H158V93H160L162 96L165 94L164 92ZM168 91V90H166ZM180 91V90H179ZM187 91V90H186ZM250 91H253L250 89ZM258 91V90H257ZM87 92V91H86ZM106 92V91H105ZM122 92V91H121ZM138 92V91H136ZM145 92V91H144ZM177 92V91H176ZM182 92V91H181ZM227 92V91H226ZM243 92V91H242ZM249 92V91H247ZM261 92V91H260ZM78 93V92H77ZM76 93V94H77ZM84 93V92H83ZM89 93V92H87ZM86 93V95H87ZM146 93V92H145ZM156 93V92H155ZM163 93V94H162ZM170 93V92H169ZM174 93V92H173ZM180 93V92H179ZM253 93V92H252ZM113 94V93H112ZM123 94V93H122ZM127 94V93H126ZM123 94V95H126ZM136 94V93H135ZM134 94V95H135ZM144 94V93H143ZM172 94V92H171ZM170 94V95H171ZM177 94V93H176ZM181 94V93H180ZM179 94V95H180ZM183 94V93H182ZM256 94V93H255ZM91 95V94H90ZM128 95V94H127ZM151 95V94H150ZM148 94V96H150ZM184 95V94H183ZM196 95V94H195ZM102 96V95H101ZM131 96V95H130ZM157 96V95H156ZM172 96V95H171ZM245 96V95H244ZM118 97V95H117ZM138 97V96H137ZM174 97V94H173ZM177 97V96H176ZM176 97H174L176 99ZM184 97V96H183ZM191 97V96H190ZM100 99V96L98 97ZM114 98V97H113ZM121 98V97H120ZM119 98V99H120ZM129 98H133L129 97ZM141 98L144 99V97L142 96ZM150 98V97H149ZM148 98V99H149ZM158 98V97H157ZM155 98V99H157ZM163 98V97H161ZM172 98V97H171ZM180 98V96L178 97ZM182 98V97H181ZM259 98V97H258ZM262 98V97H261ZM81 99L83 98H80ZM96 99V98H95ZM94 99V100H95ZM98 99V101H99ZM105 99V98H104ZM115 99V98H114ZM118 99V100H119ZM140 99V98H139ZM170 99V98H169ZM244 99V98H243ZM252 99V98H251ZM85 100V99H84ZM110 100V99H109ZM116 100V99H115ZM164 100V99H162ZM168 100V98H167ZM173 100V99H172ZM78 101V100H77ZM114 101V100H113ZM117 101V100H116ZM120 101L122 102L123 100L120 99ZM119 101V102H120ZM132 101V99H131ZM130 101V102H131ZM151 101V100H150ZM155 101V100H154ZM183 101V100H182ZM188 102V100H186ZM260 101V100H258ZM85 102V101H84ZM90 102V101H89ZM96 102V101H95ZM100 102V101H99ZM98 102V103H99ZM104 102V101H103ZM102 102V103H103ZM109 102V101H108ZM118 102V101H117ZM120 102V103H121ZM140 102V101H139ZM143 102V101H142ZM262 102V101H261ZM124 103V102H123ZM127 103V102H126ZM144 103V102H143ZM142 103V104H143ZM160 103V102H159ZM163 103V102H161ZM165 103V101H164ZM169 103V102H168ZM196 103V102H195ZM264 103V101H263ZM78 104V102H77ZM85 104V103H84ZM96 104V103H95ZM104 105H106V103H103ZM118 104V103H117ZM129 104V103H128ZM141 106V102L139 103ZM149 104V103H148ZM226 104V103H225ZM80 105V104H79ZM98 105V104H97ZM109 105V104H108ZM106 105V106H108ZM119 105V104H118ZM123 105V104H121ZM135 105V104H134ZM144 105V104H143ZM157 103H152L150 102V107L156 109L158 106ZM166 105V103L164 104V106ZM171 105V104H170ZM170 105H166L167 107H169ZM173 105V104H172ZM172 105L170 106L172 108ZM187 105V104H186ZM192 105V104H191ZM189 105V106H191ZM88 107V104L86 105ZM85 106V108H86ZM100 106V105H99ZM105 106V107H106ZM126 104L125 107L126 108ZM139 106L137 108H139ZM176 106V105H174ZM180 106H183L182 104ZM195 106V105H194ZM69 107V106H67ZM101 107V106H100ZM122 107V106H120ZM132 107V106H130ZM135 107V106H134ZM133 107V108H134ZM156 107V108H155ZM163 107V105L161 106ZM166 107V108H167ZM184 107V106H183ZM181 107V108H183ZM186 107V106H185ZM188 107V106H187ZM199 107V106H198ZM221 107V106H220ZM229 107V106H228ZM248 107V106H247ZM84 108V109H85ZM92 108V106L90 107ZM113 108V107H111ZM111 108H109L111 110ZM115 108V106H114ZM128 108V107H127ZM132 108V109H133ZM148 108V107H146ZM145 108V109H146ZM180 108V109H181ZM77 109V108H76ZM99 109V108H98ZM104 109V108H103ZM119 109V107H118ZM141 109V107H140ZM168 109V108H167ZM174 109V108H173ZM179 109V108H178ZM177 109V110H178ZM179 109V110H180ZM188 109V108H186ZM190 109V108H189ZM194 109V108H193ZM197 109V108H196ZM26 111L29 114V119L26 120V118L24 119L23 116V111ZM73 110V108H72ZM93 110V108H92ZM108 110V109H107ZM106 110V111H107ZM109 110V111H110ZM163 110V109H162ZM172 110V109H171ZM177 110H175L177 112ZM183 110V109H182ZM181 110V111H182ZM89 111V110H88ZM87 111V112H88ZM99 111V110H98ZM115 111V110H114ZM113 111V112H114ZM134 111V110H133ZM191 111V110H189ZM242 111V110H241ZM246 111V110H245ZM65 112V111H64ZM68 112V111H66ZM73 112V111H72ZM77 112V111H76ZM96 112V110L94 111ZM108 112V111H107ZM110 112V113H113ZM124 112V110H123ZM132 112V111H131ZM153 112V111H152ZM155 112V111H154ZM162 115V112L159 111ZM171 112V111H170ZM169 112V113H170ZM183 112V111H182ZM187 112V111H186ZM232 112V111H231ZM62 113V111L60 112ZM83 113V112H82ZM89 113V112H88ZM128 113V112H127ZM134 113V112H133ZM145 113V112H144ZM157 113V112H156ZM159 113V114H160ZM167 113V112H166ZM172 113V112H171ZM239 113V112H238ZM72 114V113H71ZM122 114V111H121ZM120 114V115H121ZM125 114V113H124ZM129 114V113H128ZM146 114V113H145ZM148 114V113H147ZM155 114V113H154ZM179 115V113H176ZM186 114V113H185ZM184 114V115H185ZM237 114V113H235ZM63 115V114H62ZM73 115V114H72ZM89 115V114H88ZM107 115V114H106ZM113 115V114H112ZM131 114H129L130 116ZM138 115V114H137ZM151 114H149L148 116H150ZM164 115V114H163ZM162 115V116H163ZM168 115V113H167ZM183 115V114H182ZM181 115V116H182ZM227 115V114H226ZM234 115V113H233ZM59 116V115H58ZM67 116V115H66ZM65 116V117H66ZM69 116V115H68ZM67 116V117H68ZM76 116V115H75ZM74 116V117H75ZM102 116V115H101ZM128 115H126L125 118H121L123 121L128 120ZM132 116V115H131ZM139 116V115H138ZM146 115H144L143 119L138 120V122H142L146 119L145 118ZM161 116V117H162ZM176 116V115H174ZM63 117V116H61ZM60 117V119H62ZM70 117V116H69ZM109 117V116H107ZM119 117V116H118ZM121 117V116H120ZM160 117V116H159ZM164 115V119H165ZM177 117V116H176ZM175 117V119H176ZM184 117V116H183ZM234 117V116H233ZM243 117V116H241ZM31 118V119H30ZM43 118V117H42ZM78 118V117H77ZM81 118V117H80ZM84 118V117H83ZM106 118V117H105ZM110 118L113 119L112 116H110ZM130 118V117H129ZM141 118V117H140ZM139 118V119H140ZM172 118V117H171ZM174 118V117H173ZM182 118V117H181ZM192 118V117H191ZM222 118V117H220ZM225 118V117H224ZM107 119V118H106ZM114 119H116V117H114ZM149 119V118H148ZM174 119V120H175ZM186 119V116H185ZM195 119V118H194ZM226 119V118H225ZM224 119V120H225ZM12 121V125L15 126V128H19V130H16L15 132H11V130L8 129L7 124L4 123V121ZM36 120V119H35ZM59 120V121H57ZM95 120V119H94ZM110 120V119H109ZM134 120V118L132 119ZM163 120V118H162ZM239 120V119H238ZM25 121V122H22ZM49 121V122H50ZM76 121V120H75ZM80 121V120H79ZM85 121V120H84ZM111 121V120H110ZM131 121V120H130ZM147 121V120H146ZM156 121H158L156 119ZM173 123V120H171ZM220 121V120H219ZM222 121V120H221ZM229 121V120H227ZM226 121V122H227ZM231 121V120H230ZM53 122V121H52ZM136 122V121H135ZM134 122V123H135ZM152 122V121H151ZM155 122V119H154ZM159 122V121H158ZM167 122V121H166ZM175 122V121H174ZM177 122V121H176ZM175 122V123H176ZM186 122V121H185ZM232 122V121H231ZM230 122V123H231ZM234 123H236L237 121L233 120ZM241 122V121H240ZM85 123V122H84ZM119 123V122H118ZM124 123V122H123ZM129 123V122H126ZM132 123V122H131ZM146 123V122H145ZM149 123V122H148ZM181 123V122H180ZM179 123V124H180ZM184 123V122H183ZM189 123V122H188ZM186 123V124H188ZM229 123V122H228ZM243 123V122H241ZM18 124V126H17ZM28 125V127L30 128L31 131H27L25 129V131L23 130V126ZM47 124V123H46ZM60 124V123H58ZM57 124V125H58ZM138 124V123H137ZM144 124V123H142ZM141 124V125H142ZM151 124V123H150ZM167 124V123H166ZM178 124V125H179ZM225 124V122H224ZM45 125V123H44ZM48 125H51V123ZM69 125V124H68ZM132 125V124H131ZM148 125V124H146ZM159 125V124H158ZM191 125V124H190ZM233 125V123H232ZM237 125V123H236ZM247 125V124H246ZM47 126V125H46ZM45 126V127H46ZM62 126V125H61ZM64 126V125H63ZM62 126V127H63ZM75 126V124H74ZM79 126V125H78ZM89 126V125H87ZM153 126V125H152ZM151 126V127H152ZM168 126V125H167ZM180 126V125H179ZM196 126V124H195ZM224 126V125H223ZM229 126V125H228ZM251 126V125H249ZM55 127V126H54ZM73 127V126H72ZM76 127V126H75ZM74 127V128H75ZM86 127V126H85ZM147 127V126H146ZM159 127V126H158ZM164 127V126H163ZM178 127V126H177ZM237 127V126H236ZM239 127V125H238ZM245 127V125H244ZM252 127V126H251ZM27 128V127H26ZM79 128V127H78ZM77 128V129H78ZM156 128V127H155ZM162 128V127H161ZM54 129V128H53ZM73 129V128H72ZM76 129V130H77ZM85 129V128H84ZM142 129V128H141ZM188 129V128H187ZM45 130V129H44ZM97 130V129H96ZM143 130V129H142ZM150 130V129H149ZM158 130V129H157ZM157 130L156 133H157ZM179 130V129H178ZM238 130V129H237ZM241 130V129H240ZM247 130V128H246ZM94 131V130H91ZM161 131V130H160ZM45 132V131H44ZM43 132V133H44ZM49 132V131H48ZM55 132V131H54ZM77 132V131H76ZM98 132V131H97ZM162 132V131H161ZM64 133V132H63ZM89 133V132H88ZM241 133V132H240ZM239 133V134H240ZM247 133V132H246ZM76 134V133H75ZM85 134V133H84ZM151 132H147V135H150ZM68 135V133H67ZM72 135V133H71ZM86 135V134H85ZM89 135V134H87ZM92 135V133H91ZM90 135V136H91ZM247 135V134H246ZM73 136V135H72ZM83 136V135H82ZM89 136V137H90ZM99 136V135H97ZM179 136V135H178ZM245 136V135H244ZM36 137V138H35ZM62 137V136H61ZM88 137V136H87ZM101 137V136H100ZM185 137V136H184ZM238 137V136H237ZM236 137V138H237ZM31 138H33L31 140ZM70 138V137H69ZM80 140V137H78ZM94 138V137H93ZM102 138V137H101ZM240 138V137H239ZM238 138V141L240 140ZM242 138V136H241ZM263 138V137H262ZM67 139V138H66ZM90 139V138H89ZM171 138H169L170 141ZM186 139V138H185ZM184 138H179V139H174L175 141H172V145H182V142L185 140ZM243 139V138H242ZM241 139V140H242ZM88 140V139H87ZM62 141V138H61ZM90 141V140H89ZM96 141V139L94 140V142ZM166 141V140H165ZM27 142H34L36 143H40L41 145L36 144L37 146V150L35 151L34 149V154H32V152L30 153L28 150H24L23 154L26 157V159H29V161H27V164L25 165L24 168H22L21 170L19 169V167L17 166L15 169V164L17 165L18 163L14 162L13 164L8 163L9 160H13L14 158V154H17L16 151H18L19 149H22L25 145V143ZM67 141L65 140V144ZM242 142V141H241ZM240 142V143H241ZM63 143V141H62ZM80 141H76L74 138L70 139L68 141L67 146V151L66 154L63 156H58L56 155L55 158L61 160L66 161V164L62 165L65 166V168L62 167H58L61 169H58L61 172H65L68 171L66 169V166H76V164H81L82 165L84 163H88L89 161L92 162L93 159L97 160L101 157L103 153L99 152L98 150H94V149H80L81 147L79 146ZM81 143L82 140H81ZM92 142H90L91 145ZM99 143V142H98ZM97 143V144H98ZM170 143V142H169ZM170 143V145H171ZM237 143V142H236ZM239 143V144H240ZM252 143V142H251ZM255 143V142H254ZM88 144V143H87ZM100 144V143H99ZM104 144V143H103ZM242 144V143H241ZM63 145V144H62ZM61 145V146H62ZM96 145V144H95ZM124 146H115L114 147H110V149L112 148L111 151L107 152L110 155H113L115 157H119V156H125L127 155V153L131 152V145L129 142L124 143ZM171 145V146H172ZM237 145V144H236ZM256 145V144H254ZM60 146V145H59ZM80 148H79V147ZM104 146V145H103ZM231 146V145H230ZM257 146V145H256ZM237 148H240V146H236ZM235 147V148H236ZM242 147V146H241ZM252 147L253 144H252ZM61 148V147H60ZM96 148V147H95ZM173 148V147H172ZM243 148V147H242ZM257 148V147H256ZM33 149V148H32ZM64 149V147H63ZM99 149V148H97ZM233 149V148H232ZM264 149V147H263ZM107 150V149H106ZM253 150V149H252ZM259 150V149H258ZM102 151V150H100ZM243 151V149L241 150ZM255 151V149L253 150V152ZM261 151V150H260ZM52 152V151H51ZM63 152V151H62ZM60 152V153H62ZM106 152V151H105ZM104 152V153H105ZM251 152L248 150V153ZM174 153V152H173ZM238 153V152H237ZM240 153V152H239ZM245 153V152H244ZM242 153V154H244ZM130 154V153H129ZM108 155V154H107ZM105 155V156H107ZM50 156V155H49ZM105 156H102V158H104ZM112 156V157H113ZM128 156V155H127ZM126 156V157H127ZM131 156V155H130ZM129 156V157H130ZM246 156V155H245ZM249 156V155H248ZM247 156V158H249ZM50 158V157H49ZM54 158V159H55ZM108 158L110 159L111 157L108 156ZM114 158V157H113ZM4 159V160H2ZM53 159V158H52ZM53 159V161H54ZM116 159V158H114ZM244 159V157H243ZM246 159V158H245ZM106 160V158L104 159ZM100 161V160H99ZM117 161V160H115ZM248 161V160H247ZM50 162V161H49ZM62 162V161H61ZM90 162V164H91ZM101 162V161H100ZM127 162V161H126ZM130 162V161H129ZM239 162V161H238ZM6 163V162H4ZM46 163V162H45ZM93 163V162H92ZM141 163V162H140ZM21 164V162H20ZM19 164V165H20ZM52 164V163H51ZM60 164V163H58ZM108 164V163H107ZM106 164V165H107ZM111 164V163H110ZM108 164V165H110ZM122 164V163H121ZM139 164V163H138ZM136 164V165H138ZM5 165V164H2ZM1 165V166H2ZM92 165V164H91ZM117 165V164H116ZM142 165V164H141ZM169 165V164H168ZM242 165V164H241ZM0 166V167H1ZM21 166V165H20ZM52 166V165H51ZM74 166V167H75ZM84 166V165H83ZM82 166V167H83ZM94 166H98L94 165ZM102 166V165H101ZM123 166V165H122ZM140 166V165H139ZM138 166V167H139ZM3 167V166H2ZM22 167V166H21ZM20 167V168H21ZM55 167V166H54ZM73 167V168H74ZM78 167V166H76ZM90 167V166H89ZM88 167V168H89ZM114 167V165H113ZM137 167V168H138ZM51 168V167H50ZM53 168V167H52ZM72 168V169H73ZM81 168V167H80ZM96 168V167H95ZM104 168V166H103ZM110 168V166H109ZM112 168V167H111ZM118 168V167H117ZM136 168V169H137ZM144 168V167H143ZM173 168V167H172ZM38 169V170H37ZM43 169V168H42ZM70 169V168H68ZM70 169L69 173H72ZM77 169V168H76ZM92 169V167H91ZM105 169V168H104ZM103 169V170H104ZM114 169V168H113ZM116 169V168H115ZM125 169V166H124ZM145 169V168H144ZM16 170L19 172L21 171V173L16 172ZM44 170V169H43ZM75 170V169H74ZM90 170V169H88ZM106 170V169H105ZM123 170V169H122ZM130 170V169H129ZM143 170V169H142ZM187 170V169H186ZM262 170V169H261ZM5 171V170H4ZM49 171V170H48ZM55 171V169H54ZM58 171V172H59ZM82 171V170H81ZM80 171V172H81ZM112 171V170H111ZM116 171V170H115ZM119 171L121 172V169H119ZM128 171V170H127ZM133 171V170H132ZM136 171V170H135ZM246 171V170H245ZM89 172V171H88ZM92 172V171H91ZM114 172V171H113ZM129 172V171H128ZM146 172V170H145ZM48 173V172H47ZM74 173V172H73ZM79 173V172H78ZM106 173V172H105ZM109 173V172H108ZM122 173V172H121ZM131 173V171H130ZM136 173V172H134ZM141 173V171H140ZM148 173L150 174V172L148 171ZM51 174V172H50ZM55 174V173H53ZM65 174V173H64ZM90 174V173H89ZM102 174V173H101ZM115 174V173H114ZM118 174V172L116 173V175ZM125 174V173H124ZM148 174V175H149ZM154 174V173H152ZM156 174V173H155ZM154 174V175H155ZM158 174V173H157ZM156 174V175H157ZM164 174V173H163ZM166 174V173H165ZM249 174V173H248ZM255 174V173H254ZM49 175V173H48ZM82 175V174H81ZM95 177H96V173H94ZM98 175V174H97ZM103 175V174H102ZM106 175V174H104ZM132 175V174H131ZM130 174H126L127 177V181H131L134 183V181H138L140 179H138V176H134V174L131 176ZM144 175V173H143ZM153 175V176H154ZM77 176V175H76ZM80 176V175H79ZM88 176V175H87ZM151 176H147L145 175V180L142 181V178L140 180V187H143V190H135L133 191L130 186H126V184L124 182L119 183V184H115L113 186V188H110L111 192L114 193V195L116 196V199L120 198V194H126L123 196V198L121 199V202L124 203H128V207L130 206V208H132L131 210L128 211V213H124V212H120L117 213L114 210H111V206H106V207H101L99 206L98 202L103 201V196H101V198L99 197L100 195H102V193H99V180H97L98 182H93L94 180L91 179L90 181L88 180H84L83 182H80V186L82 188V191L80 190L81 193H76V194H71L70 192H62V193H51L50 191H42V192H34L31 194H27L28 196L30 195L32 197L31 202L26 204H21V207H23L24 205H32V204H38L41 205L42 203V199L44 200H48V202H58L61 205H70V209L69 212H63L60 211L63 206L60 207H56L55 210L51 209V211L47 210L48 212H44V211H36L35 213L33 212V209H27L28 211L24 212V216H28L24 219V222L22 224H17V226H15L14 229L10 228L9 232L10 234L6 235V236H0V264H106L104 259H109L110 261L114 262L115 264H223L221 263L218 254L220 252V250L222 249V241L225 242V240H230V242L232 241L231 239H234L235 236L238 234L237 230H239V221H236L235 219L233 220V217L230 215L231 212H237L240 210H243L247 213H255L258 214L262 220H264V204L262 203H249V205H243L241 207L236 205V201L234 199H231L229 197H227V195H216L214 196V198H210L209 200L205 201V202H196L194 204L191 205H187L185 207H180L179 205H167V206H160L155 208L156 206H158L157 204L154 205L152 201H149V195L152 193L148 190V188L153 184H157L160 185V187H163L162 189L167 190L170 187V183H168V179L165 178L164 176H160L157 178ZM167 176V175H166ZM93 177V176H92ZM116 177V176H115ZM143 177V176H142ZM70 179V177H68ZM75 178V177H74ZM82 179V176L80 177ZM99 178V176H98ZM85 179V178H84ZM123 179V177H122ZM117 180V179H116ZM63 181V182H64ZM71 181H74V179ZM80 181V179H79ZM87 181V182H86ZM109 181V180H108ZM112 181V180H111ZM121 181V180H120ZM126 181V182H127ZM17 182V183H18ZM67 182V181H66ZM66 182H64L66 184ZM75 182V181H74ZM102 182V181H100ZM105 182V181H104ZM118 182V181H117ZM129 182V183H131ZM139 182V181H138ZM170 182V181H169ZM4 183V184H5ZM63 183V184H64ZM76 183V182H75ZM78 183V181H77ZM98 183V184H97ZM136 183V182H135ZM125 184V185H124ZM6 185V184H5ZM20 185V184H19ZM20 185V186H22ZM71 185V183L69 184ZM79 185V184H78ZM111 185V184H110ZM129 185V184H128ZM137 185V184H136ZM147 185V186H145ZM2 186V184H1ZM25 186V185H23ZM63 186V185H62ZM77 186V185H76ZM132 186V185H131ZM6 187V186H5ZM29 187V186H28ZM70 187V186H69ZM104 187V186H103ZM111 187V186H110ZM135 187V186H134ZM138 187V188H140ZM157 187V186H156ZM7 188V187H6ZM9 188V187H8ZM12 188V187H10ZM14 188V186H13ZM66 188V187H65ZM77 188V187H76ZM75 188V189H76ZM137 188V187H136ZM137 188V189H138ZM171 188V187H170ZM169 188V189H170ZM22 189V187L20 188ZM24 189V187H23ZM32 189V188H31ZM30 189V190H31ZM62 189V187H61ZM150 189V188H149ZM186 189V187H185ZM2 190L6 191L5 188ZM9 190V189H7ZM14 190V189H13ZM36 190V189H35ZM101 190V189H100ZM108 190V189H107ZM110 190H108L110 192ZM153 190V189H152ZM164 190V192H165ZM3 191V192H4ZM26 191V190H24ZM200 191V189H199ZM11 192V191H10ZM32 192V191H31ZM127 192V193H126ZM138 192V193H136ZM198 192V188L197 186L194 185V183H191L189 188H187L186 190V195L189 197H194L197 196ZM244 192V191H243ZM30 193V192H29ZM166 193V192H165ZM174 193V192H173ZM8 194V193H7ZM10 194V193H9ZM8 194V195H9ZM110 194V193H109ZM170 194V193H169ZM251 194V193H250ZM264 194V192H263ZM262 194V195H263ZM25 195V194H24ZM248 195V194H247ZM252 195V194H251ZM261 195V197H262ZM6 196V195H5ZM23 196V195H22ZM114 196V197H115ZM8 196H6L5 198H7ZM12 197V196H11ZM14 197V196H13ZM223 197V199H221ZM256 197V196H253ZM264 197V196H263ZM201 198V197H199ZM258 198V197H257ZM256 198V199H257ZM11 199V198H10ZM9 199V200H10ZM116 199L114 201H116ZM252 199V198H251ZM255 199V198H254ZM15 200V199H14ZM111 201V200H110ZM112 199V203L114 202ZM119 201V199H118ZM117 201V202H118ZM19 202V201H18ZM29 202V201H28ZM176 202V201H175ZM239 202V201H238ZM237 202V203H238ZM241 202V201H240ZM261 202V201H259ZM121 203V204H122ZM150 206L148 208H151L150 211L145 210L142 211L140 213H133L132 211L135 209H139L140 207L144 206V204H147ZM49 204V203H48ZM115 204V203H113ZM169 204V203H168ZM51 205V204H50ZM111 205V204H110ZM116 205V204H115ZM114 205V206H115ZM125 205V204H124ZM123 205V206H124ZM146 205V206H148ZM166 205V204H165ZM9 206V205H8ZM29 206V207H30ZM43 206V205H42ZM52 206V205H51ZM126 206V205H125ZM18 207V206H17ZM16 207V209H17ZM35 207V206H34ZM118 207V206H117ZM4 208V207H3ZM1 208V209H3ZM11 208V207H10ZM144 208V207H143ZM142 208V210H143ZM15 209V208H14ZM115 209V208H114ZM126 209V208H125ZM5 210V209H4ZM128 210V209H127ZM175 210V212H177L179 215L184 214L185 212H194L196 210H201L202 212H214L217 213L218 215H224L226 214L224 217H229L230 219L227 220V218L224 221H221L218 223H213L212 225H205V226H199L198 230L196 232H193L196 229H192L193 231L190 233H187L188 235L182 236L180 241V244H178V248L174 247V246H170L167 249L166 252L161 251L159 252L157 250V248L151 246H147L146 248H142L139 247L138 245V241H136L137 238H135V236L133 235L134 233L132 232H128L130 225H140V224H145V225H155L156 224V219L157 218H161L160 216L166 215V213H168L169 211ZM200 211V212H201ZM1 212V211H0ZM7 212V211H5ZM9 212V211H8ZM199 212V211H198ZM9 213H15V210L9 212ZM133 213V214H132ZM207 213V212H206ZM175 214V213H174ZM199 214V213H198ZM177 215V214H176ZM229 215V216H228ZM3 216V215H2ZM0 215V218L2 217ZM167 216V215H166ZM254 216V215H253ZM22 217V216H21ZM56 217V218H53ZM171 217V216H170ZM180 217V216H179ZM182 217V216H181ZM223 217V218H224ZM169 218V216H168ZM257 218V217H256ZM23 219V218H22ZM20 219V221L22 220ZM93 220H97V222H100L102 226H104L105 228L107 227L108 229L112 228V229H117L120 230L122 232L116 231L115 233L109 234L112 236H109V238L105 239V243L101 242H97L95 245L93 244V241L96 240L97 236H99V232L98 230H95L94 228H92L90 226V223ZM254 220V219H253ZM262 220H256L257 222L255 223L254 227H251L252 230H255L256 232H251L249 231V233L247 231L242 230L241 228V234H244L246 237H254L258 235L260 237H262L261 235L264 233V221ZM160 221V220H159ZM163 221V220H162ZM252 221V220H250ZM14 222V221H13ZM16 222V221H15ZM94 222V221H93ZM241 222V221H240ZM253 222V221H252ZM231 223V224H230ZM243 224V223H242ZM248 223H246L245 225H247ZM96 225V224H95ZM241 225V223H240ZM93 226V224H92ZM246 227V226H245ZM97 228V227H96ZM101 228V227H100ZM12 229V230H11ZM101 230V229H100ZM99 230V231H100ZM3 232V231H2ZM1 232V233H2ZM8 232V231H6ZM105 232V231H104ZM5 233V232H4ZM262 233V234H261ZM102 234V233H100ZM240 235V234H238ZM103 236V235H102ZM101 236V237H102ZM100 237V238H101ZM105 237V235H104ZM238 238V237H237ZM243 237H241L242 239ZM245 238V237H244ZM46 239L49 240L48 242H46ZM103 239V238H102ZM248 240V238H246ZM100 240V239H99ZM238 241V240H237ZM61 242V243H60ZM175 242V241H174ZM60 243V244H59ZM177 243V242H176ZM230 244V243H229ZM233 244V243H232ZM176 245V244H174ZM225 245V244H224ZM236 245V244H235ZM259 245V244H258ZM226 246V245H225ZM103 247V249H101ZM91 248V249H90ZM228 249V248H227ZM89 250H93V252L91 253V255L89 256L88 253H90ZM163 250V249H162ZM264 251V250H263ZM223 253V251H222ZM263 254V253H262ZM89 256V257H88ZM210 256V258H208ZM262 257V256H261ZM230 259V258H229ZM259 259V258H258ZM261 259V258H260ZM246 260V259H245ZM231 261L233 262V260H229L227 262V264H232ZM240 261V259H239ZM243 261V260H242ZM253 261V260H251ZM254 261H257L254 259ZM262 261V260H260ZM235 262V261H234ZM258 262V261H257ZM256 262V263H257ZM242 263V262H241ZM245 263V262H244ZM254 263V264H256ZM112 264V263H111ZM243 264V263H242ZM245 264H253V263H245Z\"/></svg>",
	"mask_w": 264,
	"mask_h": 264
}]
</instances>
